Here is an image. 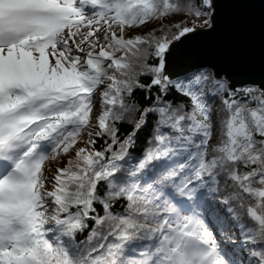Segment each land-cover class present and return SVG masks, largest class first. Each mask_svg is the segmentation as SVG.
<instances>
[{"label":"snow or ice","instance_id":"6c2138e0","mask_svg":"<svg viewBox=\"0 0 264 264\" xmlns=\"http://www.w3.org/2000/svg\"><path fill=\"white\" fill-rule=\"evenodd\" d=\"M248 2L0 0V264H264V32L190 48Z\"/></svg>","mask_w":264,"mask_h":264},{"label":"water","instance_id":"95a60500","mask_svg":"<svg viewBox=\"0 0 264 264\" xmlns=\"http://www.w3.org/2000/svg\"><path fill=\"white\" fill-rule=\"evenodd\" d=\"M264 32V4L249 0L243 7H226L218 32L199 36L190 43L193 54L204 60H218L227 44L236 56L229 62L234 68L259 67Z\"/></svg>","mask_w":264,"mask_h":264},{"label":"trees","instance_id":"16d2710c","mask_svg":"<svg viewBox=\"0 0 264 264\" xmlns=\"http://www.w3.org/2000/svg\"><path fill=\"white\" fill-rule=\"evenodd\" d=\"M182 18H183L182 16H174L171 19L175 20V21H179ZM163 22L164 23H168L169 20L165 19ZM160 23H161L160 21H152V22L147 23L144 26H140V27L135 28V29H128V30H126V36L127 37H131V36H134V35H145L149 31H151L152 29L158 28ZM157 34H159V33H157ZM136 99L140 100L141 103L144 102L143 101V95L139 91L136 93ZM171 99H173V100H181L183 98L182 97H178V96H174V97H171ZM184 103L187 105L188 101L186 99H184ZM217 104H219V101H217ZM99 109H100V104H99V101L97 100L95 108L93 109V118H94L93 122H95V117L99 115ZM129 131H130V126L124 125V126L121 127V132L124 135H127ZM138 135H139L140 138L136 142V148H135V151L133 153V155H137V156L141 153V151H143V149L146 146L145 136L143 134H138ZM84 139H87V137L85 136ZM213 143H215V137H214ZM102 144H103V141H98L96 147L99 149L102 146ZM83 146H84V144H82V143L77 145V147H83ZM61 159L64 162L60 163L58 165L59 167H63L64 163H66V158L62 157ZM53 163H55V162H49L45 166L50 168ZM48 187L50 188V186H48ZM49 190H51V188ZM217 207H219V206H217ZM118 208H119V206H118ZM220 215H223V213L221 212ZM232 230L233 229L230 226L228 231H232ZM77 239L80 240V239H83V237L82 236H78Z\"/></svg>","mask_w":264,"mask_h":264},{"label":"rangeland","instance_id":"374dc122","mask_svg":"<svg viewBox=\"0 0 264 264\" xmlns=\"http://www.w3.org/2000/svg\"><path fill=\"white\" fill-rule=\"evenodd\" d=\"M45 168H46V169H48V167H47V166H45ZM49 189H50V188H49ZM217 239L219 240V236H217Z\"/></svg>","mask_w":264,"mask_h":264}]
</instances>
